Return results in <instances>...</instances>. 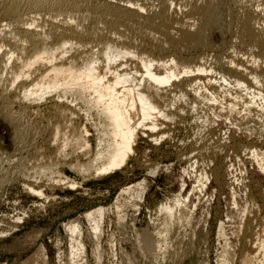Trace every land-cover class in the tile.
<instances>
[{
    "label": "bare ground",
    "instance_id": "obj_1",
    "mask_svg": "<svg viewBox=\"0 0 264 264\" xmlns=\"http://www.w3.org/2000/svg\"><path fill=\"white\" fill-rule=\"evenodd\" d=\"M92 2L93 0H0V22H3L0 24V86L2 87L0 130L4 137L8 130L10 143L14 147H23L20 143L25 142L29 132L24 118L20 114L16 115L12 110L11 103L14 105V102L13 100L10 102L7 95L10 92L15 94L13 97L17 100L27 103L28 109L31 106L45 105L50 111L46 118L47 127L56 145V155L61 156L62 164L86 178L123 170L128 160L135 154L140 137H150L157 142L165 135H169L171 126L168 124H174L178 117L185 114L182 113L186 108L187 111L190 110L189 113L191 112L190 120L197 123L194 127L197 129L192 135L195 136L194 141L196 138L200 144L208 131L209 116L199 113L195 97H203L210 102H216L217 99L213 93L205 94L207 89L199 85L197 75L210 72L217 73L224 94L228 92L225 86H234L248 95L249 99L242 104L245 113L243 118L246 120V123L240 124L243 131L262 132L260 126L249 125L248 121H255L251 118L250 112L253 108H258L260 104L256 100L264 95V66L259 65L260 60L264 62V50L261 49L264 42V12L261 10L263 12L261 15L255 14L257 9L254 8L264 5V0H234L235 19L229 21L236 25L241 40L247 38L248 43L252 45L247 49L250 57L248 59L252 64L242 62L248 59L244 56V59L240 60L241 52L237 55L233 52L235 50H231L227 58L224 56L227 59L226 64L229 65L230 72L227 71L228 66L226 68L228 73L222 70L213 71L214 68L210 65L207 69L201 64H192V61L186 57L155 56L143 49L139 40L129 41L124 38L115 41L112 36L109 37L108 29L106 30L107 21L110 19L112 21L113 18L120 25L130 22L139 28H145L151 34L154 32L160 41H163H161L162 46L171 42L187 45L188 48L198 47L203 43L202 40L209 28L215 27V30L222 34L228 27L227 21H225L227 23L219 21L215 0H169L162 8L160 19L144 18L142 10L145 6L140 0L124 1L127 4L124 2L118 4L109 0ZM178 8H183L181 15L176 13L177 17L175 14H173L175 18L171 17L170 13ZM250 8L256 9L255 13L247 14L248 11L244 14V11ZM260 8L264 9L262 6L258 11ZM45 13H55L57 16H62V20L60 23L50 20V24L40 22V17ZM91 13L96 17V20L91 22L94 26L89 27L90 24L85 27V22L92 15ZM6 18H10L11 22L10 19L4 21ZM74 21L76 24L73 23ZM92 36L101 37L100 41L97 40V45L99 43L100 47L96 50L87 48L89 42L87 40ZM82 45L86 48L81 47ZM221 60L222 58L217 62L218 67L222 64ZM224 62L221 66L225 65ZM239 98L241 97L237 94L233 96L235 101ZM228 105L227 109L230 111L236 108V104ZM260 106L261 118L258 120V116L256 117L259 122L260 119H264V105ZM89 137H93V146ZM209 143L211 144V141ZM215 143L211 145L216 146ZM196 145L189 152L193 150L198 151L199 154L201 149ZM218 146L217 149L220 148ZM211 150L213 154L214 149ZM252 153L258 165L264 169V166L260 165L264 157H260L256 151ZM50 160L48 162L46 160L34 169L50 176L53 173V175L57 174V182L67 180L66 183L70 187L77 184L74 179L56 170L58 164ZM189 165L194 184L187 194L179 193L172 200L160 204L159 212L163 215L160 224L162 226L156 228L155 234L144 235L147 249L155 247L154 235L162 240L169 236L171 230L178 224H187L196 207L195 203H190V195L204 194L209 180L207 172L199 171L195 161ZM160 169L159 165L152 164L147 173L155 175ZM29 188L34 189L32 186ZM147 190L148 182L145 178L122 187L120 198L115 202L118 217H122L120 210L127 206L138 212ZM231 196L232 203L237 205L234 190L231 191ZM243 205L241 209L243 212H255V206L251 201L248 200ZM105 211V208L100 206L84 213L96 241ZM66 227L71 235L68 255L70 264H84L86 247L79 220L67 223ZM239 228L243 230L248 227L242 224ZM218 232L219 236H225L222 223L219 224ZM254 233V244L252 241L253 245L250 243L253 248L244 251L241 258L245 264H264V225L261 230ZM227 247L229 248V245ZM227 247L224 255L220 257L219 264L228 262ZM172 252L176 255L177 249H172ZM57 259L59 264H63L61 251ZM27 261L48 264L42 246H39Z\"/></svg>",
    "mask_w": 264,
    "mask_h": 264
},
{
    "label": "rangeland",
    "instance_id": "obj_2",
    "mask_svg": "<svg viewBox=\"0 0 264 264\" xmlns=\"http://www.w3.org/2000/svg\"><path fill=\"white\" fill-rule=\"evenodd\" d=\"M109 1L122 4L126 0ZM167 1L169 2V0H140L145 6V10H142L143 17L160 19L162 8ZM94 2L95 0L92 3ZM124 3L127 4V2ZM233 3L234 0H215L219 21L228 22V27L222 34L215 30V27H213L214 29L209 28L202 40L203 43L198 47L188 48L187 45L171 42L162 46L163 41L161 40V42L154 32L151 34L145 28H139L130 22L120 25L113 18L112 21H110L111 19L107 21L109 27L107 25L106 30L108 29L109 37L112 36L111 38L115 41L124 38L129 41L139 40L142 43L141 47L155 56L186 57L192 61V64H201L207 69L210 65L211 68H214L213 71L222 70L228 73L230 71L229 65L226 64V58L231 50H235L233 52L236 54L241 52L239 55H242L239 58L241 57L240 60H243L244 56L248 59L247 49L249 46L252 47L247 38L241 40L236 25L229 21L235 19ZM262 6L264 8V5L257 7ZM257 7H254L257 9L256 13L254 11L256 9L250 8L245 10L244 14L249 11L247 14L258 13L261 15L264 9L260 8L258 11ZM182 10L183 8H178L175 12L172 11L171 17L175 18L173 14L176 15V13L181 15ZM91 14L89 17L91 21L88 19L85 22V27L90 24L89 27L94 26L91 22L95 21L96 17H93L95 14ZM9 19L6 18L4 21L7 22ZM50 20L60 23L62 16L45 13L40 17V22L46 24H50ZM2 23L0 22V24ZM73 23L76 24L75 21ZM116 24L121 27L120 30ZM106 30L105 34L108 36ZM100 38L99 36L89 38L87 48L98 49L100 46L99 43L97 45V42L100 41ZM81 47L86 48L84 45ZM262 48L264 50V42L261 45ZM243 51H246L245 54L242 53ZM220 58H222V64H219V68L217 62H220ZM223 62L226 66H221ZM242 62H247L248 65L252 64L249 59ZM262 62L260 60L259 65L264 66V62ZM226 68L228 72H226ZM207 74L197 75L198 83L207 89L205 94L213 93L217 101L210 102L203 97H195L199 113L209 116L208 131L206 136L201 139L202 143L199 144L196 138L194 141L195 136L193 137V135L197 129L194 127L197 123L190 120L192 115L191 112L189 113L190 110L187 111L185 105L186 110L182 114L186 115L178 117L174 124H168L171 126L169 135H165L157 142L145 136L138 139L136 152L128 160V164L123 170L87 178L62 164L61 156L56 155V145L52 141L47 127L46 118L50 111L46 109L45 105L31 106L28 109L26 108L27 103L24 104L22 100L14 98V93H8L9 101L13 100L12 102H14V105L11 103L13 112L24 118L29 134L25 138V142L20 143V146L23 147L16 148L10 143L8 130L5 137L0 130V264H37L36 261L29 262L27 259L36 252L39 246H42L48 264H59L57 261L59 251L62 252V263L70 264L68 255L70 254L71 235L66 225L76 219L81 225L86 247L84 264H219L220 257L224 255V250L228 245V262L226 264H245L241 255L244 251L253 248L254 232L261 230L264 225V169H261L252 153V151H256L260 157H264V119L258 121L261 118L259 108L260 105H264V95L256 100L260 104L258 108L255 107L250 112L251 118L255 121H248L249 125L260 126L262 132L253 131L248 134L240 126L241 123H246L243 118L245 113L242 110V104L249 99L248 95L234 86H225L228 92L224 94L225 92L221 89L222 83L219 81L218 75L216 76L217 73ZM1 89L0 86V92H2ZM236 94L241 98L235 101L233 96ZM228 104H236V108L230 111L227 109ZM183 116H186L185 120ZM181 121L182 124H180ZM204 138L211 141V144L216 142L215 145H219L220 148L217 149ZM89 139L93 146V137H89ZM193 142H196L195 145L199 144L200 146L196 145V147L203 152L200 150L199 154H197L198 151L191 150L189 152L195 146L192 144ZM207 143L211 145L208 148ZM212 148L214 149L213 154ZM48 159L56 161L58 164L56 170L62 171L61 173L74 179L77 184L70 187L66 183L67 180L57 182L56 173V175L53 173L50 176L34 169L46 160L48 162ZM194 161L197 169L206 171L209 176L204 194L192 193L190 195V203H195L196 207L187 224H178L171 230L170 235L162 240L154 235L156 245L152 249H147L144 235L155 234L156 228L162 226L160 224L163 215L159 212L160 204L172 200L179 193L187 194L193 186L194 179L189 164ZM152 164L161 167L155 175L147 173ZM260 165L264 166L263 159H261ZM187 172L189 174H186ZM216 177L219 179H215ZM143 178L148 182V190L139 211L136 212L131 206H127L125 209L123 207V210H120V214L123 215L118 217L115 202L120 198L121 188ZM29 186H32L36 192ZM232 190L236 195L237 205L232 203ZM248 200L255 206V212L241 210L243 204ZM100 206L104 207L106 211L96 241L84 213ZM220 223L223 225L226 237L218 235ZM242 224L247 226L248 230H240L239 226L241 227ZM251 231L254 232L251 233ZM193 233L194 235H192ZM174 248L177 249L176 255L172 254Z\"/></svg>",
    "mask_w": 264,
    "mask_h": 264
}]
</instances>
